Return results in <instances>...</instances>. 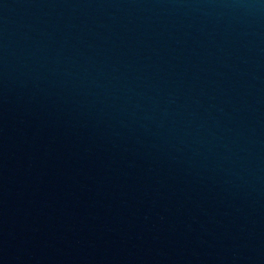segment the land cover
<instances>
[{
	"label": "water",
	"instance_id": "95a60500",
	"mask_svg": "<svg viewBox=\"0 0 264 264\" xmlns=\"http://www.w3.org/2000/svg\"><path fill=\"white\" fill-rule=\"evenodd\" d=\"M0 264H264V0H0Z\"/></svg>",
	"mask_w": 264,
	"mask_h": 264
}]
</instances>
